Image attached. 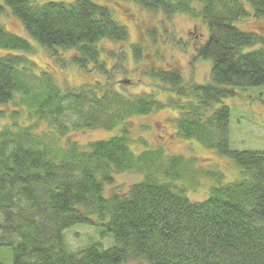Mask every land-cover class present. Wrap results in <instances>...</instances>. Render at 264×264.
I'll return each instance as SVG.
<instances>
[{"label":"trees","instance_id":"16d2710c","mask_svg":"<svg viewBox=\"0 0 264 264\" xmlns=\"http://www.w3.org/2000/svg\"><path fill=\"white\" fill-rule=\"evenodd\" d=\"M120 2L159 14L162 26V16L177 15L206 24L208 37L193 60L212 62L209 82H187L180 70L162 64L159 53L147 60L139 43L131 52L107 51L106 43L130 42L112 7L92 0H0V21L10 11L29 37L0 22V49L13 52L0 56V106L14 108L0 114L7 121L0 127V249L12 250L11 264H264V152L230 147L231 111L219 106L239 89L264 88V33L237 26L264 20V0L114 4ZM157 35L149 32L150 46L173 41L163 43ZM38 49L62 67L105 80L63 88L39 70L32 59ZM129 60L151 80L149 92L130 91L128 81L112 79L115 72L130 75L133 70L122 68ZM165 110L178 113L173 128L179 139L235 161L239 179L212 188L203 202L166 182L192 173L190 163L136 140L130 127L135 117ZM117 129L101 141L72 138ZM135 144L147 149L133 152ZM123 173L142 179L125 193L108 190ZM78 225L96 229L102 241L92 238L96 242L72 249L65 233ZM108 237L113 244L105 248Z\"/></svg>","mask_w":264,"mask_h":264},{"label":"rangeland","instance_id":"374dc122","mask_svg":"<svg viewBox=\"0 0 264 264\" xmlns=\"http://www.w3.org/2000/svg\"><path fill=\"white\" fill-rule=\"evenodd\" d=\"M31 1L42 4L50 1L71 3L75 0ZM92 1L100 5L112 7L111 9L115 12L116 20L129 30V43L125 45L106 43L104 46L107 51L110 49H114L117 52L129 50L134 43H139L142 44L145 49L147 60L154 59L156 57L155 55L159 53L160 56L165 58L162 64L167 68L171 67L180 70L187 82L193 81L196 84H205L209 82L212 62L201 59L197 61L193 60L196 57L195 53L197 47L201 42H205L208 37L209 30L206 24L207 30L199 20L195 21L188 16L177 15L171 20L162 16L164 20V26H162V22H159V14L146 13L131 4L124 2L114 4L115 0ZM8 12L12 16L11 12ZM9 14L7 13L2 18V22L0 21L1 24H3L9 32L29 40L21 23L16 21ZM240 25L237 24L242 30L247 29L264 33V20L247 21ZM154 29H157V31H153ZM149 32H158V40L160 37L163 43L168 40L173 41H169L164 45L162 44L161 47L150 46L151 44L146 40ZM36 51L32 59L39 65V70L50 72L58 85L63 88H78L83 84L94 83L96 80H105V78H102L96 73H84L79 70V68L72 65L62 67L54 59L50 58V55L46 51L40 49ZM131 51L132 47L130 49V52ZM8 53L13 52L0 49V56ZM65 55V53H61V56L64 58H66ZM158 59L161 61L160 58ZM160 63L161 62H158L159 66L161 65ZM122 66L124 70L133 71L130 72V75H123L122 73L115 72L114 78H112L114 81H128L125 82L126 88L132 86L130 91L133 90L136 93L149 92L151 90V80L141 75L139 76L140 67H135L136 64L134 62L129 60ZM109 68H112V65L109 66ZM142 74L145 76V72ZM243 91V89L237 90L235 93L237 96L227 98L219 105L220 107L226 105L231 111L229 125L230 147L240 151L249 149L250 151L264 152V88H251L248 89L246 93ZM157 98L161 101H166L167 97L157 96ZM13 109V106H0V114L3 112L5 113V111L12 112ZM177 116V112L165 110L148 117H135L131 119V131L135 135L134 137H136V140H145V142L150 144V146L148 145L150 148L157 149L161 146L167 150V154L170 152L169 154L172 153L174 155L183 156L184 160L190 163L188 170H193V172H188L182 179L176 181L168 178L166 182H171L172 184L176 182L175 185L177 187L184 188L185 195L190 201L203 202L211 195L212 188L239 179L241 176V168H238L235 161L220 156L214 151L207 150V148L205 149L196 140L186 141L179 139L175 133L176 130L173 128L175 127L174 119ZM6 122V120L0 119V127L5 125ZM116 133H119V129L112 132H104L103 130L87 131L74 135L72 138L77 140L79 144H85L108 139ZM139 144L133 145V152L141 153L143 150L147 149L146 146H141ZM141 179L142 177L140 175L123 173V175L117 177L115 185L109 187L108 190L125 193L132 184ZM95 230L96 229L92 227L83 225L69 228L65 233L69 246L76 250L83 247L84 244L86 246L91 242H96L92 238L97 241H102L98 238L99 236ZM108 238L109 239H106L104 243L102 242L105 248L111 247L113 244V239L111 237ZM11 251L10 248H1L0 262L11 264Z\"/></svg>","mask_w":264,"mask_h":264}]
</instances>
